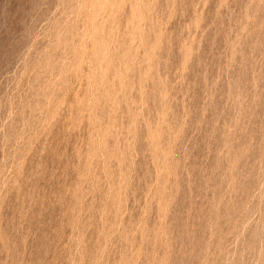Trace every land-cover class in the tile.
Returning <instances> with one entry per match:
<instances>
[{
  "label": "rangeland",
  "instance_id": "obj_1",
  "mask_svg": "<svg viewBox=\"0 0 264 264\" xmlns=\"http://www.w3.org/2000/svg\"><path fill=\"white\" fill-rule=\"evenodd\" d=\"M78 2L0 0V125L7 128L12 118L6 104L11 73L41 23L50 22L53 6L61 3L71 6L74 18ZM146 2L155 5L144 24L149 43L155 36L148 29L167 23L159 77L153 73L143 81L146 66H134L117 98L119 108L106 100L96 107L95 147L78 188L85 213L84 236L78 235L84 239V264H264V0ZM128 15L126 9L121 30ZM63 20L71 23L67 16ZM81 28L77 24L76 31ZM90 40L80 33L75 43L90 48ZM46 43L41 40V47ZM142 98L147 106L135 132L133 184L117 220L112 202L107 208L105 200L122 201V185L108 191L102 171L97 184L95 176L88 177L93 161L109 176L116 168L109 159L118 150L110 124L115 119L119 126L123 117L127 125L129 106H139ZM76 103L69 94L67 104ZM67 116L66 109L47 143L42 139L28 159L25 177L38 166L43 175L21 192L11 191L0 208V264H68L73 201L64 193L78 182L71 164L77 145L88 140L90 124L86 114L79 131L69 135ZM6 132L13 134L11 128ZM173 135L172 155L158 159L153 148L160 144L166 150Z\"/></svg>",
  "mask_w": 264,
  "mask_h": 264
},
{
  "label": "clouds",
  "instance_id": "obj_2",
  "mask_svg": "<svg viewBox=\"0 0 264 264\" xmlns=\"http://www.w3.org/2000/svg\"><path fill=\"white\" fill-rule=\"evenodd\" d=\"M69 8L70 5L63 3L59 7L53 6L50 22L41 23L36 39L29 45L28 54L11 73L12 79L8 85L6 104L7 113L11 112L12 118L7 121V128L0 125V133L5 134L3 147L0 148V208L3 207L11 191L19 193L31 180L43 175L38 166V170L26 178L25 167L37 144L42 139L47 143L64 111L66 109L68 111L64 123L65 131L69 135L79 131V126L87 114L90 124L88 140L86 143L81 141L77 145L76 163L71 164L77 174L78 182L66 188L64 193L71 196L73 201L68 208V214L72 216L73 233L72 246L67 257L68 264H84V239L79 240L78 235L82 233L84 236L82 222L85 213L78 199L81 195L78 188L85 183L82 177L85 170L89 169L90 154L95 147L94 137L97 134V126L94 121L99 118L96 117V107L101 100H106L114 104L116 109L119 108L117 98L122 95L125 81L134 66L136 70L146 66L142 74L143 81L151 79L153 73L159 77L158 53L165 43L167 23L159 26L158 31L154 28L148 29L155 36L154 41L149 43L145 36L144 24L154 12L153 3L146 0H79L75 5L74 18L69 15ZM126 9L129 15L121 30L120 21ZM65 16L71 20V23L68 20L62 22ZM80 23L83 24V28L77 32L76 26ZM106 26H109L107 31ZM80 33L91 37L90 48L82 49L81 42L75 43ZM41 40L47 41L43 47L40 45ZM141 49H144L143 57L138 59ZM85 64L89 69L87 73L82 71ZM110 72L113 73L111 79H109ZM117 82L120 85L119 90L116 87ZM82 89L84 96L80 95ZM73 93L77 103L67 104L69 94ZM163 95L167 98L168 92L165 91ZM146 106L143 98L139 106L136 103L130 105L128 112L130 121L127 125L123 123V117L119 126L115 119L112 120L110 129L114 133L115 148L118 146V150L115 156H109L110 162L113 160L116 162V168L111 169L110 176L104 173L102 167L97 166V161H93L91 165L94 171H90L89 180L95 176L97 184L100 181L97 173L102 171L108 183V191L113 185H122L124 193L122 201L113 203L111 199L105 200L107 208L108 201L112 202V212L117 220H122L125 214L127 194L132 188L136 160L135 132L137 122L143 117ZM74 108L78 109L75 115ZM116 109L113 110V115ZM8 128L12 129V135L7 134ZM176 141L173 135L166 150L158 143L159 147L153 148V155L158 159L160 156L167 159L172 155ZM22 161L24 163L21 169ZM174 174L173 172L172 175ZM168 182L169 178H164L163 184ZM91 210L90 207L88 211ZM102 224L107 226V223L102 222ZM117 225L119 224H113L112 227L118 230L120 225L118 227ZM110 238L109 236L106 245Z\"/></svg>",
  "mask_w": 264,
  "mask_h": 264
}]
</instances>
